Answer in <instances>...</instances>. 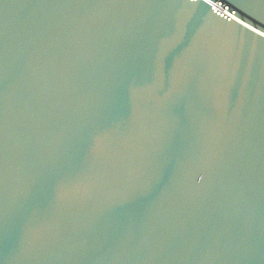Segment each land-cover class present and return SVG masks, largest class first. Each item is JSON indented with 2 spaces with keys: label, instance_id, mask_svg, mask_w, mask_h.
I'll use <instances>...</instances> for the list:
<instances>
[{
  "label": "water",
  "instance_id": "1",
  "mask_svg": "<svg viewBox=\"0 0 264 264\" xmlns=\"http://www.w3.org/2000/svg\"><path fill=\"white\" fill-rule=\"evenodd\" d=\"M0 264H264V0H0Z\"/></svg>",
  "mask_w": 264,
  "mask_h": 264
}]
</instances>
